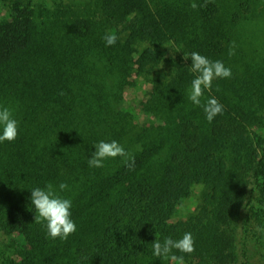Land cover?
<instances>
[{"label": "trees", "instance_id": "1", "mask_svg": "<svg viewBox=\"0 0 264 264\" xmlns=\"http://www.w3.org/2000/svg\"><path fill=\"white\" fill-rule=\"evenodd\" d=\"M108 9L105 1L97 2L90 8L88 21L103 32L126 21L125 28L134 29L132 43L151 39L134 28L135 19L122 20L117 11ZM69 11L70 16H78L75 10ZM2 32L0 72L8 83L0 87V108H9L19 126L14 141L0 142V232L13 238L17 249L13 253L17 259L11 257L9 264H175L153 254V241L179 240L185 233L192 234L195 251L172 250L184 257L185 264H235L236 217L248 208L254 222L264 228V134L260 132L264 128V72L246 79L243 93L242 88L224 91L228 99L224 111L211 123L206 116L197 122L191 113L177 117L159 110L149 97L150 104L142 102L139 109L159 122L141 125L131 107L122 105L125 92L136 85L135 78L159 66L162 53L157 47L140 53L138 67L128 66L118 90L116 80L137 50L132 44L127 50L120 46L116 51L98 52L102 58L95 60L96 43L105 46L106 33L91 31L81 37L86 49L79 54L78 64L68 68L63 64L58 74L33 73L36 80L32 83L27 46L19 48V40L6 46L3 38L16 36L5 29ZM173 34L180 46L181 39ZM152 41L159 46L169 40ZM218 44L210 40L207 48L212 52ZM160 88L155 83L154 92ZM33 102L44 104L37 113L33 107L35 114L27 109ZM62 109L68 115L75 113L73 120L79 122L72 120L67 129H59L54 117ZM102 109L115 114L114 125L119 118L123 128H111L114 132L109 134L107 123L100 126L97 114ZM98 136L122 145L134 156V167H127L119 156L106 159L104 167L89 166ZM49 183L72 201L77 231L67 240L52 239L46 222H34L37 213L31 205V190ZM61 183L68 185L62 192ZM200 186L197 210L173 222L179 207Z\"/></svg>", "mask_w": 264, "mask_h": 264}, {"label": "rangeland", "instance_id": "2", "mask_svg": "<svg viewBox=\"0 0 264 264\" xmlns=\"http://www.w3.org/2000/svg\"><path fill=\"white\" fill-rule=\"evenodd\" d=\"M101 1H105L110 12L112 8L117 11V18L122 17V20L130 21L135 19V22H132L134 28L148 38L150 36L151 39L137 44L132 43L136 40L130 41L134 29L125 28L126 21L119 23L118 26L105 28V32L94 27V24L88 21L92 17L90 8ZM193 3L198 7L193 9L191 7ZM70 9L75 10L78 16H70ZM209 17L210 20H208ZM16 18L19 23L15 27ZM4 29L13 33L11 37L16 36V38H3L2 42L6 46L11 42L15 43V40L22 41V44L17 45L19 48L24 49L27 46L29 64L33 70L31 72L28 69V74L32 83L36 80L33 73L58 74L59 69L63 70L60 68L61 65L64 64V68H68L70 65L78 64L79 54L84 48L86 49L85 44L81 42V37L84 39L85 35L90 34L91 31L93 32L91 34L95 33V35L111 32L118 37L112 46L106 44L104 46L103 43L97 42L95 60L102 58L98 52L116 51L120 46H125L127 50V47L130 48L132 44L131 47L137 50L130 55L129 61L125 62V69L116 80L118 90L125 80L128 66L138 67L140 53L145 48L155 50L157 47L162 53L159 66L153 73L135 78L136 85L125 92L126 97L122 105L131 107L141 125L159 122L158 118L152 114L146 117L139 109L142 102H150L149 97L155 108L175 114L177 117L191 113L197 122H200L201 119L198 117L206 116L203 107L194 105L188 98L191 82L196 74L190 71L191 59L184 60V54L195 51L212 61H222L231 69V78L213 80L211 90H205L201 97L202 105L206 104L209 98L214 97L225 106L228 99L224 91L242 88L243 93L247 89L245 80L264 72V0H0V32ZM172 32L181 39L180 46L172 39L174 35ZM157 39L169 41L156 46L152 40ZM210 40L219 42L212 52L207 48ZM230 50L234 52L233 55H229ZM26 73L27 71L23 72L24 76ZM6 83H8L7 79L2 78L0 72V87H7L4 86ZM55 83L56 80H54ZM155 83L157 86L161 84L162 88L154 92ZM60 87L57 86L58 89ZM57 92L51 97H55ZM109 101L112 102L111 99ZM1 103L0 100V106ZM42 105L44 104L33 102L27 109L33 110L35 114ZM34 106L37 107L35 113ZM99 112L97 122L100 126L107 123L104 127L108 130L118 128L117 131H119L123 128L119 118L118 125H114L115 114L109 109H102L101 114ZM74 116L75 113L68 115L65 110H59L54 117L56 121L54 125L65 130L75 118ZM73 121V123L79 122L78 118ZM113 132L109 130V134ZM260 132L264 134V128ZM97 134L100 135V132ZM100 141L109 142V139L99 138L97 144ZM95 142L96 140L94 144ZM202 190L201 186L195 188L192 196L179 207L177 218L173 222L185 220L197 210ZM252 218V212L248 208L236 217V231L233 239L235 264H264V233L257 231L258 224ZM12 239L0 232V264H9L11 257L17 259V256L13 254L17 249Z\"/></svg>", "mask_w": 264, "mask_h": 264}, {"label": "clouds", "instance_id": "3", "mask_svg": "<svg viewBox=\"0 0 264 264\" xmlns=\"http://www.w3.org/2000/svg\"><path fill=\"white\" fill-rule=\"evenodd\" d=\"M193 9L198 5L193 3ZM103 39L107 46L116 43L118 37L114 33H107ZM166 47V46H164ZM179 51V50H178ZM176 51V52H178ZM234 52L230 50L229 55ZM191 59L190 71L195 75L191 82L189 100L196 106H202L209 123L213 119L223 113L224 106L216 99L209 98L206 104H201V97L205 90H211L213 80L217 78H231V69L226 67L222 61H212L198 52L184 54L183 59ZM163 67V63H162ZM0 126H2V134H0V142L14 141L19 134L18 121L13 117L12 111L7 108H0ZM95 151L92 153L88 164L91 167H104V161L108 158L123 157L124 163L130 169L134 167L135 158L128 153L122 145L117 141L111 142L100 141L94 146ZM68 185L61 183L60 191H64ZM31 205L35 208L36 215L34 222H46L48 236L52 239L59 238L67 240V238L77 231V226L72 219V201L71 199L62 197L49 183L45 188H34L31 190ZM257 231L264 232V228H257ZM176 249L181 253L191 254L195 251V240L191 233H185L179 240L165 238L161 243L158 240L153 241V254L156 257L171 259L175 264H185L184 257L172 254V250Z\"/></svg>", "mask_w": 264, "mask_h": 264}]
</instances>
